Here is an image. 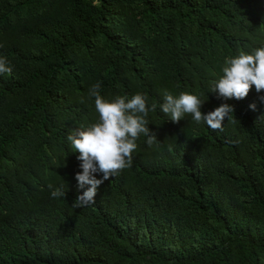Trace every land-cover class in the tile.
<instances>
[{
    "label": "trees",
    "instance_id": "16d2710c",
    "mask_svg": "<svg viewBox=\"0 0 264 264\" xmlns=\"http://www.w3.org/2000/svg\"><path fill=\"white\" fill-rule=\"evenodd\" d=\"M260 47L264 0H0V264H264V91L210 92L226 58ZM97 82L155 103L157 141L141 134L131 166L73 207L86 189L67 136L98 120ZM165 92L229 104L234 122H173Z\"/></svg>",
    "mask_w": 264,
    "mask_h": 264
},
{
    "label": "clouds",
    "instance_id": "9594fccd",
    "mask_svg": "<svg viewBox=\"0 0 264 264\" xmlns=\"http://www.w3.org/2000/svg\"><path fill=\"white\" fill-rule=\"evenodd\" d=\"M11 73L12 67L7 58L0 56V74ZM253 86L257 93L264 91V47L251 53L241 51L235 57L226 58L222 75L213 84L210 92L224 100H242L249 95ZM100 88L101 84L97 82L88 90V97H94L98 120L67 136L71 147L79 153L77 159L81 161L82 171L75 176L78 188L86 189L74 199L73 207L94 203L98 189L104 181L131 166L132 154L138 147L136 141L141 134L148 137L149 147L157 141L155 133L150 132L147 127L146 119L150 111L156 110L155 103L149 107L147 96L139 93L130 99L117 95L108 100L101 96ZM258 98L264 102V95ZM204 103L198 96L188 92H181L179 96L165 92L160 109L173 122H179L187 114L193 121L203 122L213 131L223 130L225 118L234 122L231 115L234 108L231 105L225 103L204 114L201 111ZM250 108L255 110V104L250 105ZM95 174H101L102 178L97 179ZM48 188L53 198L66 196L62 186L54 188L49 184Z\"/></svg>",
    "mask_w": 264,
    "mask_h": 264
}]
</instances>
